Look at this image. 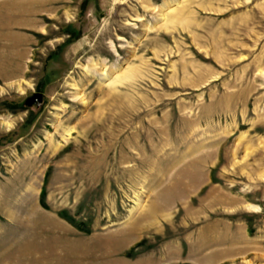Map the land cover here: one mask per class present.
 Segmentation results:
<instances>
[{"label": "rangeland", "instance_id": "obj_1", "mask_svg": "<svg viewBox=\"0 0 264 264\" xmlns=\"http://www.w3.org/2000/svg\"><path fill=\"white\" fill-rule=\"evenodd\" d=\"M58 217L108 264H264V0H0L2 263L58 264Z\"/></svg>", "mask_w": 264, "mask_h": 264}, {"label": "crops", "instance_id": "obj_2", "mask_svg": "<svg viewBox=\"0 0 264 264\" xmlns=\"http://www.w3.org/2000/svg\"><path fill=\"white\" fill-rule=\"evenodd\" d=\"M59 220L64 224L63 226L59 224H55L54 226L50 227L51 232L57 234L56 236H58L57 238L58 241L63 244L62 246H59L61 250L60 255L62 256V258L61 261L59 260L60 262H58V264H63V261H68V260L71 261L69 257H71L72 259L73 258L76 259L79 257L80 262H77L78 264H86L85 259H87L88 257H94L100 261H102L103 258H105V261L108 264L109 235H106L102 232L100 233L95 232L90 235L77 237L74 229H72L74 233L72 232V234H70L71 225L68 222L60 218ZM62 229L63 232H61ZM56 244L57 243L55 242L54 247L56 246L57 249ZM54 247L51 248L55 251ZM24 253H25L24 250L21 251L20 253H17L22 256V260L25 258L23 256ZM53 254L56 253L53 252ZM27 260H29V258ZM2 261H3L2 258H0V264H3ZM51 261L52 260L50 259L48 263H50ZM54 263L52 261V263L50 264H54Z\"/></svg>", "mask_w": 264, "mask_h": 264}, {"label": "bare ground", "instance_id": "obj_3", "mask_svg": "<svg viewBox=\"0 0 264 264\" xmlns=\"http://www.w3.org/2000/svg\"><path fill=\"white\" fill-rule=\"evenodd\" d=\"M87 71H88V73H91V74H93V75H97V76H99L98 75V72L97 71H95V70H93V69H90V68H87ZM101 76V81L103 82V81H105V80H108V78H109V73H108V71H103V73L100 75ZM134 76V71L131 69V70H129V71H127V73H125V74H123V75H121V76H119L114 82L116 83V82H122L123 80H126V79H131L132 77ZM72 131H73V129H72ZM68 134H69V132H68ZM71 134V133H70ZM69 134V135H70ZM194 171L190 174V178H191V181L193 182V183H195V185H197V183H201V180L203 181V174L204 173H201V169L200 168H198L197 166L196 167H194V169H193ZM203 172V171H202ZM194 185V184H193ZM187 189H185V191H186ZM177 191V190H176ZM185 196V195H184ZM180 197V196H179ZM177 198V197H176ZM183 198V197H182ZM182 200V199H181ZM168 203V202H167ZM165 206V205H164ZM169 208V207H168ZM162 207H159V209L157 210L156 208L154 209H152V214L154 215V212L156 213H161V211H162ZM164 213V212H163ZM151 214V215H152ZM151 218H152V220H153V217L152 216H150ZM149 216H148V218H150ZM144 218V217H143ZM147 218V217H146ZM150 218V219H151ZM156 219V218H155ZM142 220V219H141ZM151 220V221H152ZM153 223V222H152ZM211 262V261H210Z\"/></svg>", "mask_w": 264, "mask_h": 264}, {"label": "water", "instance_id": "obj_4", "mask_svg": "<svg viewBox=\"0 0 264 264\" xmlns=\"http://www.w3.org/2000/svg\"><path fill=\"white\" fill-rule=\"evenodd\" d=\"M42 102V93L41 92H36L30 99L28 100L29 104H40Z\"/></svg>", "mask_w": 264, "mask_h": 264}]
</instances>
